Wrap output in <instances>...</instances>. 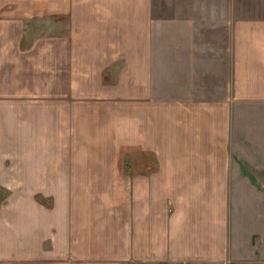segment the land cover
Instances as JSON below:
<instances>
[{
    "label": "crops",
    "instance_id": "0c3cea01",
    "mask_svg": "<svg viewBox=\"0 0 264 264\" xmlns=\"http://www.w3.org/2000/svg\"><path fill=\"white\" fill-rule=\"evenodd\" d=\"M258 168L264 0H0V264H264Z\"/></svg>",
    "mask_w": 264,
    "mask_h": 264
},
{
    "label": "rangeland",
    "instance_id": "374dc122",
    "mask_svg": "<svg viewBox=\"0 0 264 264\" xmlns=\"http://www.w3.org/2000/svg\"><path fill=\"white\" fill-rule=\"evenodd\" d=\"M247 4V3H246ZM203 21H206L207 19H202ZM218 21V20H217ZM41 28L38 26V29ZM216 35H214L215 37ZM150 164H152L151 162V159H150ZM254 173L260 175L259 178H256V181L258 182V185L264 190V170H260L259 168L258 169H254L253 171ZM0 194H1V191H0ZM256 236V235H254ZM253 236V238H254Z\"/></svg>",
    "mask_w": 264,
    "mask_h": 264
},
{
    "label": "trees",
    "instance_id": "16d2710c",
    "mask_svg": "<svg viewBox=\"0 0 264 264\" xmlns=\"http://www.w3.org/2000/svg\"><path fill=\"white\" fill-rule=\"evenodd\" d=\"M45 200H46V202L48 203V200H47V198H46Z\"/></svg>",
    "mask_w": 264,
    "mask_h": 264
}]
</instances>
